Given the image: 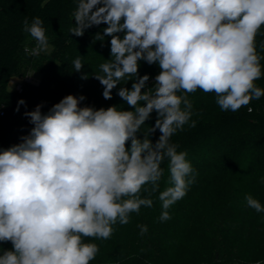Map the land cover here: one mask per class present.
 <instances>
[{"label": "clouds", "instance_id": "obj_1", "mask_svg": "<svg viewBox=\"0 0 264 264\" xmlns=\"http://www.w3.org/2000/svg\"><path fill=\"white\" fill-rule=\"evenodd\" d=\"M73 16L70 33L77 37L108 25L95 37H112V60L95 75L105 99L122 80L137 77L139 60L158 63L161 71L148 91L142 93L148 75L131 90L119 89L135 111L80 107L84 96L67 95L47 114L40 105L25 113L34 124L30 135L0 152V242L13 245L0 264H90L99 248L82 237L109 239L113 225L151 207L139 193L149 183L158 190L165 157L172 186L159 194L160 220L171 219L167 209L195 182L187 153L169 142L192 115V102L177 93H215L221 110L233 112L264 96L255 83L262 75L255 37L264 26V0H78ZM42 25L39 17L30 25L24 20L23 30L37 41L33 54L48 47ZM121 32L123 38L116 35ZM73 64L76 72L83 68L80 57ZM153 111L158 118L149 133H161L155 145L149 134L137 137ZM245 199L264 212L251 195ZM140 228L141 235L147 232Z\"/></svg>", "mask_w": 264, "mask_h": 264}, {"label": "trees", "instance_id": "obj_2", "mask_svg": "<svg viewBox=\"0 0 264 264\" xmlns=\"http://www.w3.org/2000/svg\"><path fill=\"white\" fill-rule=\"evenodd\" d=\"M77 6L78 0H0V152L23 143L30 135L34 124L25 113L37 105L47 114L65 96L74 95L85 97L80 107L99 110L116 106L135 111L118 95L119 89L131 90L136 79L144 75L149 80L142 93L154 87L161 69L158 63L141 59L137 77L122 80L112 90V98H104V86L95 75H103L100 65L112 60V37L95 39L98 33L103 35L108 26L104 23L85 29L81 37L72 35ZM36 17L43 21L48 47L33 57L29 50L37 41L23 28L25 18L30 25ZM116 35L123 38L124 33ZM255 45L262 70L255 83L264 89V26L255 37ZM77 57L83 64L80 72L73 64ZM28 74L39 75V84L24 85L22 93L10 89L13 80ZM177 94L187 95L192 115L169 142L177 145V152L187 153L195 182L167 209L171 219L161 221L164 210L158 197L172 186L165 157L158 190L152 192L149 183L139 193L140 198L153 201L151 207L141 206L138 213L129 214L127 224L113 225L109 239L82 237L84 243L99 248L90 264H264V212H256L245 199L251 195L264 206V96L233 112L221 110L215 93L198 89ZM21 99L25 104L18 105ZM140 104L145 106V102ZM157 118L153 111L137 133L139 139L149 134L155 145L161 133L159 129L149 131ZM130 145L131 141L126 142V147ZM142 225L147 227L143 235ZM10 250V241L0 242V255Z\"/></svg>", "mask_w": 264, "mask_h": 264}, {"label": "built area", "instance_id": "obj_3", "mask_svg": "<svg viewBox=\"0 0 264 264\" xmlns=\"http://www.w3.org/2000/svg\"><path fill=\"white\" fill-rule=\"evenodd\" d=\"M36 46L32 47L29 50V54L33 57L39 54V53L33 54V50L36 48ZM39 82H40L39 79L35 78L32 74H28L24 78H17V79L12 81V83L15 84L14 90L17 91L18 93L23 92L24 85H26V84H39Z\"/></svg>", "mask_w": 264, "mask_h": 264}, {"label": "rangeland", "instance_id": "obj_4", "mask_svg": "<svg viewBox=\"0 0 264 264\" xmlns=\"http://www.w3.org/2000/svg\"><path fill=\"white\" fill-rule=\"evenodd\" d=\"M32 75H33V74H32ZM33 76H34L35 78H37V79L40 78V76H39V75H36V74H34ZM10 89L14 90V89H15V84L12 83V84L10 85Z\"/></svg>", "mask_w": 264, "mask_h": 264}]
</instances>
